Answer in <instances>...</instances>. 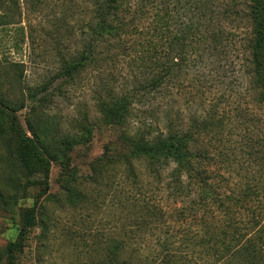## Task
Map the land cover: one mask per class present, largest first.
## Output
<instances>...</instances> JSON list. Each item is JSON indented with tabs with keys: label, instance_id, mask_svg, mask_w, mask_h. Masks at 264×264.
Here are the masks:
<instances>
[{
	"label": "trees",
	"instance_id": "1",
	"mask_svg": "<svg viewBox=\"0 0 264 264\" xmlns=\"http://www.w3.org/2000/svg\"><path fill=\"white\" fill-rule=\"evenodd\" d=\"M87 1L90 19L80 25L81 48L58 53L61 71L57 75L71 80L85 68L118 65L141 74L123 94L110 95L113 123L128 132L122 130L127 135L126 152L106 149L102 158L89 161L87 177L99 183L107 176L106 166L115 177H124L116 205L126 204L130 214L127 239L160 228L156 244L147 245L145 262L139 264H194L196 248L218 264H264V136L253 146L263 168L259 176L235 167V151L223 144L227 118L253 121L246 117L264 110V0ZM222 62L236 72L235 90L229 85L218 89V99L213 94L206 106L186 116L176 109V85L182 86L185 70L208 65L217 79ZM141 98L154 99L157 106L148 103L145 114L132 119ZM11 120L21 165L39 163L45 188L52 161L60 162L69 176L68 160H60L64 153L48 157L33 137L16 126L14 116ZM90 130L65 137L63 148L74 149L90 138ZM235 169L242 179L234 176ZM146 185L164 193L167 210ZM167 212L168 217L174 213L189 223L192 234L182 235L178 245L168 227H159ZM34 224L35 208L25 209L16 238L6 245L7 264H15L16 253L22 251ZM130 247L123 239L109 238L97 262L133 264L143 247Z\"/></svg>",
	"mask_w": 264,
	"mask_h": 264
},
{
	"label": "rangeland",
	"instance_id": "2",
	"mask_svg": "<svg viewBox=\"0 0 264 264\" xmlns=\"http://www.w3.org/2000/svg\"><path fill=\"white\" fill-rule=\"evenodd\" d=\"M89 8L87 0H0V108L5 110H0V264H7L6 245L16 238L23 212L31 207L35 208V224L28 230L22 251L16 253L15 264H99L109 238L131 243L132 250L141 244V259L134 258L133 264L144 263L142 258L150 249L147 245L154 246L160 234V228L149 227L148 235L127 239L130 214L126 204L116 205L124 177H115L106 166L104 180L93 184L87 179L90 160L102 158L106 149L126 152L127 135L122 130H127L113 123L110 95L123 94L133 79L141 77L122 60L119 64L126 68H85L71 80L57 75L61 71L58 53H75L81 48L80 25L90 19ZM221 65L217 79L208 65L187 68L182 86L176 85L180 91H175L176 109L186 116L206 106L213 94L218 99V89L229 85L235 90L236 72ZM140 100L132 119L145 114L148 103L157 106L154 99ZM255 113L246 117L253 121L227 118L223 144L235 151V167L259 176L263 168L253 146L264 136V110ZM12 116L21 132L33 137L48 157L65 154L60 160H68L69 176L60 162L52 161L45 188L39 163L20 164ZM87 128L91 129L89 139L74 149L63 148L65 137L83 135ZM237 173L235 169L234 176L242 179ZM150 190L167 207L164 193ZM168 212L164 224L158 225L168 227L178 245L182 235L192 232L187 221L174 213L168 217ZM193 253L194 264H218L207 260L199 248Z\"/></svg>",
	"mask_w": 264,
	"mask_h": 264
}]
</instances>
